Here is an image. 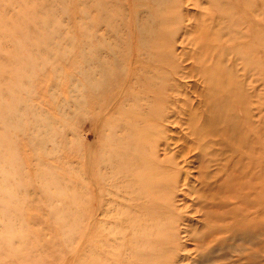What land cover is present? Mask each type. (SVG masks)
<instances>
[{
  "label": "rangeland",
  "instance_id": "374dc122",
  "mask_svg": "<svg viewBox=\"0 0 264 264\" xmlns=\"http://www.w3.org/2000/svg\"><path fill=\"white\" fill-rule=\"evenodd\" d=\"M0 264H264V0H0Z\"/></svg>",
  "mask_w": 264,
  "mask_h": 264
},
{
  "label": "bare ground",
  "instance_id": "6f19581e",
  "mask_svg": "<svg viewBox=\"0 0 264 264\" xmlns=\"http://www.w3.org/2000/svg\"><path fill=\"white\" fill-rule=\"evenodd\" d=\"M209 123V122H208ZM215 124H216V122H215ZM215 130V129H214ZM215 131H217V130H215Z\"/></svg>",
  "mask_w": 264,
  "mask_h": 264
}]
</instances>
